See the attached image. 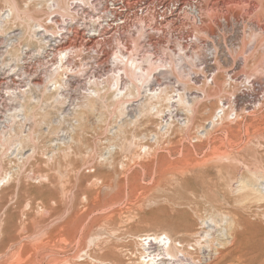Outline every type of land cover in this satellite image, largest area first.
<instances>
[{
	"label": "rangeland",
	"instance_id": "rangeland-1",
	"mask_svg": "<svg viewBox=\"0 0 264 264\" xmlns=\"http://www.w3.org/2000/svg\"><path fill=\"white\" fill-rule=\"evenodd\" d=\"M180 1L0 0V264H264V0Z\"/></svg>",
	"mask_w": 264,
	"mask_h": 264
},
{
	"label": "bare ground",
	"instance_id": "bare-ground-1",
	"mask_svg": "<svg viewBox=\"0 0 264 264\" xmlns=\"http://www.w3.org/2000/svg\"><path fill=\"white\" fill-rule=\"evenodd\" d=\"M113 1V0H112ZM55 2V1H54ZM134 3V2H133ZM186 2H182V1H180V0H164V3L162 4V2H161V8H162V11H167V10H169L170 8L169 7H171V6H175V8H173L174 10H176V13L174 12V14H173V12L171 13V15H170V17H169V15H168V17L167 16H165L164 18H162V19H160V18H158V19H156V18H154V20H153V22H152V24L150 25V27H149V30L150 31H152L151 33L153 34V32L155 31V30H157V32H158V30H164L165 29V27L166 26H168V25H170L171 24V22H172V19H174L175 21H180L181 22V15L183 14L182 13V9L183 8H181V6H185L186 4H185ZM213 3V2H212ZM222 3V2H221ZM78 4V3H77ZM120 4V3H119ZM127 4V3H126ZM130 4V3H129ZM198 4V3H197ZM116 6V5H115ZM123 7V8H122ZM119 6V8H121L122 10H116V9H111V10H109V15L112 17V19L110 20V21H108V22H106L107 24H106V29H103L102 27V29L103 30H98V29H100L99 27L97 28V35H108L109 33H111V32H116V28H120L117 24L115 25V24H113L114 22H115V20L116 19H121V20H123V23H125V21H126V17H128L127 16V10L129 9L128 8V6L126 5V6ZM215 7V6H214ZM106 8V7H105ZM181 8V9H180ZM132 9V8H131ZM139 9H140V14H143L144 15V13L147 11V7L145 6V4L143 3V5H140L139 6ZM145 9V10H144ZM105 10V12H106V9H104ZM136 10H138V9H136ZM171 10V9H170ZM161 11V13H163V14H165L164 12H162ZM211 11V10H210ZM158 12H159V10H158ZM158 12L156 13L157 15H158ZM83 13H85L86 15L88 14V11H86V9H84V11H83ZM91 13V12H90ZM160 13V14H161ZM53 15V14H52ZM107 15V14H106ZM18 16V15H17ZM130 16V15H129ZM139 16V15H138ZM164 16V15H163ZM85 17H87V16H85ZM106 17V16H105ZM161 17H162V15H161ZM88 18V17H87ZM136 19V18H135ZM93 20V19H92ZM94 20H95V18H94ZM97 21V20H96ZM100 21V20H99ZM54 22H56V21H54ZM119 22V21H118ZM133 23V22H132ZM83 24V23H82ZM94 24H95V22H94ZM99 24V23H98ZM96 25V24H95ZM101 25V24H100ZM122 25V24H121ZM140 25V24H139ZM88 26V25H87ZM97 26V25H96ZM99 26V25H98ZM57 27V26H56ZM62 27V26H61ZM40 28V27H39ZM58 29V28H57ZM65 29V28H64ZM81 29V28H80ZM79 28H77V27H75V28H73V29H69L68 31H66L65 33L68 35V34H70L71 36H72V39H70V38H68V40L67 41H63V42H61V43H59L57 46H56V49H55V51H57L58 53H59V51H60V53H61V51H63V50H67L68 48L69 49H75L76 50V48H79L78 50H87V49H94V45L97 43L98 45H101V42H100V40L98 39H96V37H97V35H94V34H91L90 32V34L91 35H85V34H83L82 33V31L80 30ZM88 29V28H87ZM108 29H110L111 30V32H109L108 31ZM42 30V29H41ZM63 30V29H62ZM44 31V30H43ZM43 31H38V33H44L43 34V37H44V39H43V41H46V43H45V45L47 44L48 45V41L47 40H53V39H56L57 38V35L58 34H60L59 32H60V30H58L57 32H56V34L57 35H54V36H50V35H48V34H46L47 32H43ZM48 31V30H47ZM92 31H94V30H92ZM144 31V30H143ZM145 32V31H144ZM163 32V31H162ZM52 33V32H51ZM53 33H55V32H53ZM118 33V32H117ZM154 33H156V32H154ZM159 33V32H158ZM112 34V33H111ZM115 34V33H114ZM164 34V33H163ZM38 35V34H37ZM149 35V34H148ZM61 36H62V34H61ZM109 36H111V35H109ZM112 36H114V35H112ZM152 36V38L153 37H155L156 38V35H151ZM162 36V35H161ZM29 37V36H28ZM35 37V36H34ZM59 37V36H58ZM104 37V36H103ZM116 37V36H115ZM150 37V36H149ZM158 37V36H157ZM62 38V37H61ZM141 38V37H140ZM154 38V39H155ZM101 39H103V42H104V38H101ZM112 39V38H111ZM115 39V38H114ZM121 39H122V37H121V34L120 35H118V38H117V40H118V42H121ZM149 39V42H150V40H151V38H148ZM158 39V38H157ZM32 40V39H31ZM36 40V39H35ZM108 40V39H107ZM163 40V39H162ZM43 41H42V43H43ZM102 42V43H103ZM134 42V41H133ZM148 42V44L150 45V43ZM153 42V41H152ZM151 42V43H152ZM40 43H41V41H40ZM155 43V41L152 43V44H154ZM162 43V42H161ZM103 44H105V43H103ZM102 44V45H103ZM118 44V43H117ZM157 44V43H156ZM121 45V44H120ZM124 45V44H123ZM134 45V44H133ZM153 46V45H152ZM43 47H44V44H43ZM42 47V48H43ZM119 47V46H118ZM41 48V49H42ZM124 50H128V48H127V45L125 44L124 45ZM134 49V48H133ZM43 50H44V48H43ZM43 50H42V52H40L41 54L43 53ZM122 52V51H121ZM121 52H119V54H117V55H115V60H119L120 62H122V61H124L125 60V57H124V53H123V56L120 54ZM71 52H69V54H70ZM78 53V52H77ZM128 54V53H127ZM129 55V54H128ZM131 55V54H130ZM105 56H107V53H105ZM132 56H134V55H132ZM131 56V57H132ZM136 56V55H135ZM135 56H134V58H127L126 59V61H124L125 63H126V65H128V67H129V70H134L133 71V73L134 72H136L137 70L142 74L143 72H144V69H141V67H139V65H137V60L135 59ZM153 56V55H152ZM61 58V57H60ZM62 58H64L63 57V55H62ZM61 58V59H62ZM61 59H59V60H61ZM154 59V58H153ZM124 62L122 63L123 65H124ZM149 62V61H148ZM119 63V62H118ZM121 64V63H120ZM121 64V65H122ZM151 64V63H150ZM125 65V66H126ZM118 66V65H117ZM120 66V65H119ZM127 67V66H126ZM125 67V68H126ZM114 68V67H113ZM134 68V69H133ZM58 69V68H57ZM136 70V71H135ZM125 71H126V69H125ZM119 72V71H118ZM147 73L149 72L148 70L146 71ZM124 74H126V73H124ZM123 75V74H122ZM147 75V74H146ZM128 76H129V74H128ZM140 76V75H139ZM148 76H149V74H148ZM134 77V76H133ZM147 77V76H146ZM121 78V77H120ZM150 77H148V79H149ZM146 80V87H149V89H148V91L149 92H153L154 91V89H153V87L152 86H150L149 84H148V81L149 80ZM156 79V78H155ZM155 81V80H154ZM116 82V81H115ZM152 82V81H151ZM118 83V82H117ZM133 83V82H132ZM215 83V82H214ZM117 85V84H116ZM119 85V84H118ZM122 85V84H121ZM213 85V84H212ZM214 86V85H213ZM145 87V88H146ZM121 88H122V86H121ZM120 91V89H117L116 90V92H115V94H117V92H119ZM114 92V91H113ZM158 101V100H157ZM180 101H182V100H180ZM181 103H183V102H181ZM223 107V106H222ZM189 109H190V107H189ZM192 110V109H191ZM192 112H193V110H192ZM194 114V113H193ZM223 115H225V113L223 112ZM1 181H3V179H1L0 180V182ZM163 235H160V236H154V237H150V236H146L144 239V242L145 243H143L142 244V249H147V251L146 250H144V252H142L141 254H140V256H138L139 257V260H138V264H161V262H159L160 261V259L158 260V259H156V257H154V255L152 256L151 255V253H149V249H151V248H153L152 246H157V249H176V247L174 248V246L172 245L173 243H172V241H171V239L168 237V236H166V235H164V237H162ZM152 251V250H151ZM166 251V250H165ZM154 254V253H153Z\"/></svg>",
	"mask_w": 264,
	"mask_h": 264
},
{
	"label": "built area",
	"instance_id": "built-area-1",
	"mask_svg": "<svg viewBox=\"0 0 264 264\" xmlns=\"http://www.w3.org/2000/svg\"><path fill=\"white\" fill-rule=\"evenodd\" d=\"M157 3H159L161 0H155Z\"/></svg>",
	"mask_w": 264,
	"mask_h": 264
}]
</instances>
